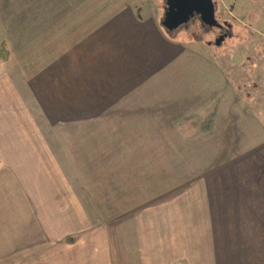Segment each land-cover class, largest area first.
<instances>
[{
	"label": "crops",
	"instance_id": "0c3cea01",
	"mask_svg": "<svg viewBox=\"0 0 264 264\" xmlns=\"http://www.w3.org/2000/svg\"><path fill=\"white\" fill-rule=\"evenodd\" d=\"M164 3L0 0V264H264L263 129Z\"/></svg>",
	"mask_w": 264,
	"mask_h": 264
},
{
	"label": "rangeland",
	"instance_id": "374dc122",
	"mask_svg": "<svg viewBox=\"0 0 264 264\" xmlns=\"http://www.w3.org/2000/svg\"><path fill=\"white\" fill-rule=\"evenodd\" d=\"M213 3L216 22L228 29L218 46L215 42L221 32L216 28L203 27L196 18L179 27L175 38H188L191 43L198 44L200 50H207L214 75L229 78L231 91L247 99V127L255 131L263 129L264 132V0H213ZM165 34L170 36L169 32ZM241 97L236 96L233 102L237 104ZM161 199L163 202L167 196ZM151 216L153 223L150 222L152 228L149 231L146 228L148 222L143 221L150 245L136 246L140 247L139 252L148 248L153 254L161 252V213ZM158 245L160 250L154 252Z\"/></svg>",
	"mask_w": 264,
	"mask_h": 264
},
{
	"label": "water",
	"instance_id": "95a60500",
	"mask_svg": "<svg viewBox=\"0 0 264 264\" xmlns=\"http://www.w3.org/2000/svg\"><path fill=\"white\" fill-rule=\"evenodd\" d=\"M167 7L170 13H165L163 20V26L167 30L177 29L179 26L188 22L189 16L197 12L201 20L213 26L216 24L214 19V4L212 0H166ZM172 10V12H171ZM223 38L219 37L215 44L218 46L222 42Z\"/></svg>",
	"mask_w": 264,
	"mask_h": 264
},
{
	"label": "flooded vegetation",
	"instance_id": "af4514ba",
	"mask_svg": "<svg viewBox=\"0 0 264 264\" xmlns=\"http://www.w3.org/2000/svg\"><path fill=\"white\" fill-rule=\"evenodd\" d=\"M166 2V1H165ZM212 2H213V0H212ZM214 4V3H213ZM215 6V5H214ZM169 11V12H168ZM166 12H168V14L170 13V10L168 9V7H167V5H166V11H165V13ZM171 12H172V10H171ZM193 18H196V19H198L200 22H201V24H202V26L203 27H209V28H216L217 30H219L220 32H221V34L219 35L220 37H222V38H224L225 37V32L228 30L227 29V27L226 26H224V25H220V24H218L217 22H216V19H215V7H214V19H215V22H216V24H214L213 26H210V25H208V24H206V23H204L202 20H201V17H200V15L197 13V12H194V13H192L190 16H189V22H190V20H192ZM184 24H187V23H184ZM183 24V25H184ZM182 26V25H181ZM181 26H179V27H181ZM178 27V28H179ZM227 29V30H226ZM218 36V37H219ZM217 40V39H216Z\"/></svg>",
	"mask_w": 264,
	"mask_h": 264
},
{
	"label": "trees",
	"instance_id": "16d2710c",
	"mask_svg": "<svg viewBox=\"0 0 264 264\" xmlns=\"http://www.w3.org/2000/svg\"><path fill=\"white\" fill-rule=\"evenodd\" d=\"M0 57L3 59H7V55H2L1 50H0Z\"/></svg>",
	"mask_w": 264,
	"mask_h": 264
}]
</instances>
